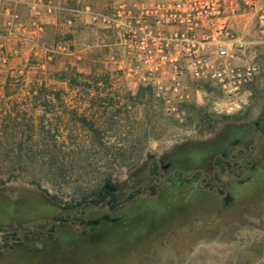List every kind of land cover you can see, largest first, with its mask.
I'll use <instances>...</instances> for the list:
<instances>
[{
	"label": "rangeland",
	"instance_id": "1",
	"mask_svg": "<svg viewBox=\"0 0 264 264\" xmlns=\"http://www.w3.org/2000/svg\"><path fill=\"white\" fill-rule=\"evenodd\" d=\"M111 13L0 0V264H264V43L246 36L259 72L242 104L205 84L168 113L117 69L122 31L93 20Z\"/></svg>",
	"mask_w": 264,
	"mask_h": 264
},
{
	"label": "built area",
	"instance_id": "2",
	"mask_svg": "<svg viewBox=\"0 0 264 264\" xmlns=\"http://www.w3.org/2000/svg\"><path fill=\"white\" fill-rule=\"evenodd\" d=\"M105 1L112 13L94 15L93 20L122 31L126 48L117 69L132 88L151 91L168 113L176 112L189 90L205 84L233 106L244 102L243 89L259 67L247 56L248 35L235 29L224 1ZM241 5L251 14L257 41L264 43V0H241ZM46 10L50 13L51 7ZM30 14L37 18L41 12ZM57 48L65 50L63 45Z\"/></svg>",
	"mask_w": 264,
	"mask_h": 264
},
{
	"label": "crops",
	"instance_id": "3",
	"mask_svg": "<svg viewBox=\"0 0 264 264\" xmlns=\"http://www.w3.org/2000/svg\"><path fill=\"white\" fill-rule=\"evenodd\" d=\"M234 26H235V29L236 30H238L239 32H242V33H245L246 35H248L249 37H254L255 36V33L253 32V30H252V28L250 27V26H247V27H245L246 26V24H244V22H242V21H238V22H235L234 24H233ZM242 98L245 100V92H244V89H243V93H242ZM253 121H249V122H239L238 124H241V125H248V126H251L250 127V129H249V137L247 138V140L249 141L248 143H247V145L246 146H249V145H251L253 142H254V140H255V138H256V136L258 135V130H257V128L254 126V125H252L253 123H252ZM36 197H38V198H40L41 200H43L41 197H39V196H37L35 193H33ZM8 194H4L3 196H2V198H3V200H9V204H12V205H14L15 204V202H12L13 200H11L8 196H7ZM44 203H45V201H43ZM8 203L6 204V206L7 205H9ZM48 207H50L47 203H45ZM50 208H52V207H50ZM53 214H54V212L53 213H51L50 215H49V217H53ZM48 218V217H47ZM47 218H45V219H47ZM34 231H39V230H34ZM29 235V234H28ZM30 235H32V237L30 236ZM29 236H27V237H29L28 239H30V241H44V240H47L48 242H53V239H45V238H42V237H38L37 235H34V234H30Z\"/></svg>",
	"mask_w": 264,
	"mask_h": 264
},
{
	"label": "trees",
	"instance_id": "4",
	"mask_svg": "<svg viewBox=\"0 0 264 264\" xmlns=\"http://www.w3.org/2000/svg\"><path fill=\"white\" fill-rule=\"evenodd\" d=\"M1 51V50H0ZM2 52V51H1ZM24 74H20V73H18V72H16V73H8V75H6V80H7V82L8 83H11V82H14L15 80H23L24 78ZM13 80V81H12ZM198 87H200V86H198ZM227 122H228V120H227ZM234 123V122H233ZM218 159H220L221 160V158H218ZM181 172V171H180ZM183 173V172H182ZM185 174V173H184Z\"/></svg>",
	"mask_w": 264,
	"mask_h": 264
}]
</instances>
